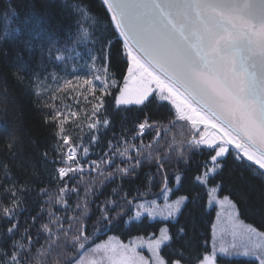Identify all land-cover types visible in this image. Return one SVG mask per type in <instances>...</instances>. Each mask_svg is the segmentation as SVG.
<instances>
[{
	"label": "trees",
	"instance_id": "16d2710c",
	"mask_svg": "<svg viewBox=\"0 0 264 264\" xmlns=\"http://www.w3.org/2000/svg\"><path fill=\"white\" fill-rule=\"evenodd\" d=\"M80 8L88 12L87 17L78 14ZM29 18L31 22L26 23ZM78 22L83 23L82 29L78 28ZM84 29L89 35L81 38ZM36 32H40L38 38H34ZM29 41L31 47L26 46ZM108 41L113 44L109 78L115 80L117 86L103 98L104 107L93 117L92 105L98 101L85 91L87 85L74 77L90 75L89 56H100ZM50 46L61 49L59 54L64 60L49 56ZM122 50V41L111 24V13L102 0H0V185L6 187L14 182L17 187L23 185L27 189L19 193L21 202L12 221L18 222L19 229L12 239L31 237L27 249L30 264H37L40 258L43 264H51L57 258L61 264H66L68 258L76 256L78 259L87 246L109 236L123 240L153 237L158 236L165 225L174 236L178 227L187 225L183 242L189 247L185 255L194 262L198 256L212 252L217 208L207 204L206 193L208 186L217 183L222 184L220 194L229 196L237 205L241 218L264 232V175L256 168L250 169L246 159L244 162L234 159L237 150L230 148V154L223 161L222 173L214 180L210 179L206 188L195 177L202 173L205 161L214 153L187 144L192 132L190 122L178 119L170 101L152 95L145 105H116L127 70L126 58L120 54ZM56 54L54 51L53 56ZM103 63L107 61L98 59L96 68ZM14 73L21 77L19 81ZM37 78L38 86L34 82ZM66 80H72V85H65ZM57 111L61 116L57 120L50 119ZM72 112L77 116H71ZM66 116L62 135L70 138L67 146L57 135L61 127L59 121ZM145 117L153 126L140 133L138 124ZM97 118H107L109 124L89 128ZM10 142L11 148L8 147ZM73 146H77L83 172L70 173L60 181L56 170L66 166L60 158ZM85 147L89 149L87 154L83 152ZM125 147H128V156L111 155ZM138 150L141 165L128 175L117 172V168L135 163L128 157H137ZM157 157L162 158L163 169L158 170ZM109 160L112 161L110 164L107 163ZM178 175L181 177L179 183L176 181ZM165 177L173 197H189L183 214L176 221L144 218L128 224L137 202L161 198L165 194L161 191ZM65 185L66 194H61L59 190ZM41 189H46V194ZM57 199L66 203H57ZM0 200L4 206L10 204L2 187ZM108 201L115 202L109 206L110 214L116 217L110 228L98 222L101 216L98 208ZM128 201L133 203L129 205ZM85 203L88 213L82 217ZM77 205L81 207L77 208ZM121 212L123 215L117 216ZM79 223L86 225L89 236L84 249H74L71 242V237L78 234ZM45 224L51 232L42 228ZM8 227L9 219L0 214V246L11 235L6 232ZM23 242L28 243L27 240ZM49 245L51 249L45 252ZM170 250L163 247L162 254L167 258ZM218 262L259 264L247 258H219Z\"/></svg>",
	"mask_w": 264,
	"mask_h": 264
},
{
	"label": "snow or ice",
	"instance_id": "6c2138e0",
	"mask_svg": "<svg viewBox=\"0 0 264 264\" xmlns=\"http://www.w3.org/2000/svg\"><path fill=\"white\" fill-rule=\"evenodd\" d=\"M102 3L111 13V24L114 25L123 45L120 54L127 62L124 84L119 87L116 105H145L150 102L155 85L160 99L170 100L175 106L178 119L190 122L192 132L191 139L186 141L187 144L192 148H206L210 153H214L205 161L202 173L195 177V180L206 188L210 179L214 180L222 173L223 161L230 154L233 145L237 149L234 159L240 162L246 159L250 169L256 168L264 175V0H102ZM78 14L88 16V12L83 8L78 9ZM30 22L31 18L26 21ZM36 26H39V21ZM78 28H83L82 22H78ZM39 35L40 32H36L34 38ZM88 35V30L84 29L81 38ZM26 46L31 47V41L26 42ZM112 47V41H108L101 49L100 56H89L92 63L90 75L74 77L75 80H82L83 85H87L85 91L98 101L92 105L93 117L98 116L104 107L103 98L110 94L111 88L117 86L115 80H110L108 72ZM54 51L57 53L55 56ZM60 52L61 49L54 46L48 49V55L54 60H64ZM98 59L107 63L96 68ZM22 68L27 71L26 67ZM14 76L18 81L21 79L15 73ZM34 82L38 86V78ZM72 83V80L64 81L65 85ZM60 116L61 113L57 111L50 119L57 120ZM71 116L75 117L77 113L72 112ZM67 119L66 116L64 120L59 121L61 127L57 133L65 146L70 138L62 135V125ZM101 124L106 126L109 120L97 118L94 123L89 124V128L95 129ZM201 125L204 126L203 130L199 128ZM152 126L145 117L144 121L138 124V129L142 133ZM209 127L218 134L205 131ZM95 139L92 137L93 141ZM8 147H12V142ZM76 147L73 146L60 158L61 163L66 165L56 170L60 181L69 177L70 173L83 172ZM88 150L87 147L83 148L85 154ZM117 154L128 156V147L123 151L117 149L111 155ZM148 155L151 158V152ZM139 156L138 150L137 157H128L129 160L134 159L135 163L117 168L116 171L121 175L133 173L142 163ZM111 162L107 161L109 164ZM156 163L158 170L163 169L161 157L156 158ZM92 164L96 165V162L93 161ZM180 179L178 175L177 183ZM166 180L167 177L162 193L171 191ZM0 187L10 201L8 206H4L0 200V214L9 219L6 232L11 234L5 238L4 245L0 246V264H30L27 249L31 237L12 239L19 229L18 222H12L21 202L19 193L27 189L23 185L17 187L14 182ZM66 189L65 185L59 191L66 194ZM219 190H222L220 183L207 188V204L223 205L227 202L232 209H236V204L227 195L217 200L214 194ZM41 192L46 194V189H41ZM56 202L66 203L60 199ZM188 202L189 197L185 195L167 203L165 219H176L178 215L183 214ZM132 203L128 201L129 205ZM114 204V201H108L98 208L101 213L98 222L105 227L110 228L116 219L110 214L109 207ZM80 207L81 205H77V208ZM136 207L138 210L134 217H129L130 220H139L144 213L150 217L164 214L163 211H156L158 206L155 201L141 203ZM87 213L88 207L85 203L81 216L84 217ZM120 215H123V212L117 213V216ZM42 228L51 232L47 224L42 225ZM71 229L70 224L69 230ZM27 231L25 229V233ZM61 231H64L62 226ZM76 232L78 234L71 237L72 246L74 249H84L85 242L89 240L86 225L79 223ZM64 234L67 236L66 232ZM186 235L187 225L178 227L175 236L169 228H160L159 236H153L147 241V247L152 253L150 264H185L186 261L187 264H215L217 252L230 256L233 252L241 250L244 255L255 256L259 264H264V244L254 241L256 235L264 237V232L257 233L251 226H248L246 231L234 230L233 241L229 246L225 245L223 238L219 247L214 242L212 252L198 256L194 262L185 255L189 247L183 242ZM24 240L28 243H24ZM8 241L11 242L10 245ZM173 244H176V247H172ZM51 247L49 245L44 251L48 252ZM163 247L171 249L167 258L161 255ZM98 250L103 252L100 261L93 260L89 264H148L139 252L123 243L112 246L97 245L92 251L95 253ZM37 264H43L42 258L37 260ZM51 264H61V261L57 258ZM66 264H85V260L82 256L79 259L73 256L67 259Z\"/></svg>",
	"mask_w": 264,
	"mask_h": 264
},
{
	"label": "rangeland",
	"instance_id": "374dc122",
	"mask_svg": "<svg viewBox=\"0 0 264 264\" xmlns=\"http://www.w3.org/2000/svg\"><path fill=\"white\" fill-rule=\"evenodd\" d=\"M153 89H154L153 95H157L160 98L159 91L155 90V85H153ZM166 101H170V100H166ZM199 128L203 130L204 126L201 125V126H199ZM205 131L212 133V134H218L216 132V130L211 129L210 127L208 129H206ZM210 187H212V186H208V188H210ZM214 195L216 196L217 200H221L223 198V195L220 194V190L217 193H215ZM178 197H180V196H178ZM178 197H173V191L171 189V191L166 192L161 198H154V199H150V200H146V201L137 202L136 205L141 204V203H147V202L155 201L156 205L158 206L156 208V211L157 212L163 211L164 214L163 215H156L154 217H150L147 215V213H144L140 217L139 220H130L128 218V220H127L128 224L141 221L144 218H149L151 221H157V220L176 221V219L179 217V215L176 217V219H172V218L165 219V216H166L165 205L167 203H171L172 201L176 200ZM233 203H234V201H233ZM136 205L134 207L133 214L130 217H134L135 212L138 210ZM210 207L211 208H213V207L217 208V217H216V221H215V224L213 227V236H212V241H211L212 249H213L214 242L216 243L217 247H219V243L221 241V238H223V241H224L226 246L231 245V243L233 241L232 233L234 230L246 231L248 229V226H251L252 228L256 229L257 233L263 232V231L258 230L252 224L247 223L246 221H244L241 218L237 205H236V209H232L227 202H225L223 205L218 204V203H214V204L210 205ZM163 227H167V226L165 225ZM214 237H215V241H214ZM150 238H152V237L138 236V237H134V238L129 239V240H123L118 236L112 235V236H109L108 238H106L102 241H99L97 243H93V244L87 246L81 256L84 257L85 264H89V262H91L93 260L100 261L101 257L103 256V252L98 250L95 253H93V251H92L93 249H96L97 245L107 244L109 246H112V245H118L120 243H123L124 245H128L130 249H134L136 252H139L140 255L145 258V261L148 262V264H150L151 258H152V253L149 251V249L147 247V241ZM254 241L256 243L264 244V237H260L259 235H256L254 237ZM161 255H163L162 251H161ZM219 258H247V259H254V260L258 261L255 256L244 255L243 250H241L240 252H233L230 256L229 255H223V254L217 252L216 257H215V264H219V262H218ZM258 263H259V261H258Z\"/></svg>",
	"mask_w": 264,
	"mask_h": 264
},
{
	"label": "water",
	"instance_id": "95a60500",
	"mask_svg": "<svg viewBox=\"0 0 264 264\" xmlns=\"http://www.w3.org/2000/svg\"><path fill=\"white\" fill-rule=\"evenodd\" d=\"M232 148H234L235 150H237L236 148H235V146L233 145V146H231Z\"/></svg>",
	"mask_w": 264,
	"mask_h": 264
},
{
	"label": "built area",
	"instance_id": "2783aa9c",
	"mask_svg": "<svg viewBox=\"0 0 264 264\" xmlns=\"http://www.w3.org/2000/svg\"><path fill=\"white\" fill-rule=\"evenodd\" d=\"M69 151H70V150H69ZM69 151H68V152H69Z\"/></svg>",
	"mask_w": 264,
	"mask_h": 264
}]
</instances>
